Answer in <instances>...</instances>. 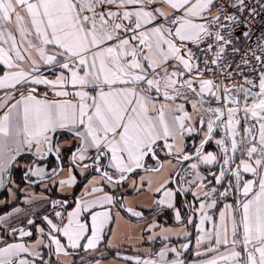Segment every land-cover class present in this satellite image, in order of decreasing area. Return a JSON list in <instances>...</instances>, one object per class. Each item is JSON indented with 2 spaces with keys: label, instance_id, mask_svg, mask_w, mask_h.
Returning a JSON list of instances; mask_svg holds the SVG:
<instances>
[{
  "label": "snow or ice",
  "instance_id": "1",
  "mask_svg": "<svg viewBox=\"0 0 264 264\" xmlns=\"http://www.w3.org/2000/svg\"><path fill=\"white\" fill-rule=\"evenodd\" d=\"M0 264H264V0H0Z\"/></svg>",
  "mask_w": 264,
  "mask_h": 264
}]
</instances>
